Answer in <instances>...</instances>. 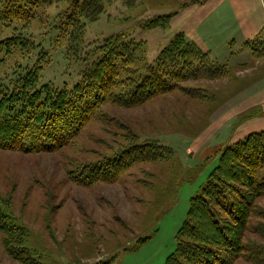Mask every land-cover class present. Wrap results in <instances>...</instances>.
I'll return each mask as SVG.
<instances>
[{
  "label": "rangeland",
  "instance_id": "1",
  "mask_svg": "<svg viewBox=\"0 0 264 264\" xmlns=\"http://www.w3.org/2000/svg\"><path fill=\"white\" fill-rule=\"evenodd\" d=\"M191 1L109 0L99 19L86 23L85 49L122 34L135 43L142 42L151 62L176 32L170 30V24L167 28L142 26L182 7L203 5L206 0ZM44 15L50 19V28L48 18L46 24L34 21L30 27L34 40L50 53L41 82L72 86L78 81L80 63L65 60L64 43L55 41L51 27L56 11L48 9ZM17 26L14 23L6 29L0 23V40ZM228 31L229 26L222 29L223 33ZM254 44L249 45L252 51ZM0 61L2 80L16 68L30 67L35 60L34 55L27 59L16 52L1 54ZM225 71L219 79L180 83L202 89L203 99L188 98L176 91L133 109L108 104L101 108V118L91 121L59 152L0 150V196L18 222L29 229L27 245L35 259L41 264H165L175 249L176 234L186 218L190 199L216 166L220 151L263 127L251 128L250 123L264 118V105H248L247 101L255 92L264 93V66L239 75ZM234 93H239L244 103L237 104ZM134 144L145 145L143 151H157L160 145L171 152L166 160L136 163L111 184L84 187L71 180L73 174L78 181L83 165L123 150L121 162H131L137 149ZM259 206L264 207V199ZM1 235L0 264H20L6 255ZM254 237L253 246L264 243Z\"/></svg>",
  "mask_w": 264,
  "mask_h": 264
},
{
  "label": "trees",
  "instance_id": "2",
  "mask_svg": "<svg viewBox=\"0 0 264 264\" xmlns=\"http://www.w3.org/2000/svg\"><path fill=\"white\" fill-rule=\"evenodd\" d=\"M107 2L0 0L2 27L8 29L18 23L15 31L0 40V55L17 52L27 59L34 55L35 60L30 67L16 68L0 80V150L21 154L59 152L91 121L101 118V108L108 104L133 109L176 91L188 98L203 99L202 89L180 83L215 80L226 73L224 66L212 64L208 54L182 32L173 35L151 62L147 61L142 42L135 43L122 34L105 38L101 45L86 50V23L98 20ZM198 2L192 0L190 4ZM40 6L43 10L38 12ZM48 9L56 11L51 31L56 33L58 44L64 43L65 60L80 63L78 81L72 86L41 82L50 53L34 40L30 27L34 21L46 24L48 17L44 14ZM174 14L150 19L142 27L167 28ZM49 24L48 18L50 28ZM143 144L133 145L137 149L131 162H121L123 150L83 165L78 181L73 174L71 180L84 187L111 184L136 163L166 160L171 152L160 145L167 152H160L158 147L157 151H143ZM263 199L264 129L220 151L216 166L190 199L186 218L176 234L175 249L165 264H264V243L253 246L254 236L264 241V207L259 206ZM28 230L0 196V234L6 255L20 264H41L27 245Z\"/></svg>",
  "mask_w": 264,
  "mask_h": 264
},
{
  "label": "crops",
  "instance_id": "3",
  "mask_svg": "<svg viewBox=\"0 0 264 264\" xmlns=\"http://www.w3.org/2000/svg\"><path fill=\"white\" fill-rule=\"evenodd\" d=\"M195 5L175 12L169 22L170 30L178 33L182 27L180 32L211 60L237 75L264 66V0H206L203 5ZM225 26H229L227 33L222 32ZM250 42L255 43L253 51ZM235 98L237 104L244 103L239 93ZM247 104L264 105V93H253ZM260 120L264 118L255 119L250 127L263 126V130L264 122Z\"/></svg>",
  "mask_w": 264,
  "mask_h": 264
}]
</instances>
